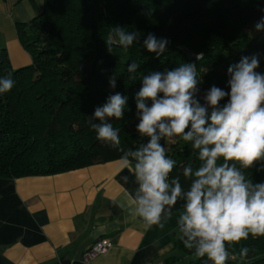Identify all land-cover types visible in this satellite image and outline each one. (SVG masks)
Returning <instances> with one entry per match:
<instances>
[{"label": "trees", "instance_id": "trees-1", "mask_svg": "<svg viewBox=\"0 0 264 264\" xmlns=\"http://www.w3.org/2000/svg\"><path fill=\"white\" fill-rule=\"evenodd\" d=\"M262 16L264 0H43L39 15L17 25L31 64L14 69L0 49V77L11 73L15 81L10 92L0 94V178L54 175L120 159L123 153L102 145L89 123L94 109L116 92L128 103L124 119L111 122L125 150L138 147L146 138L136 131L135 94L143 76L153 71L194 63L203 94L213 85L230 91L227 69L243 56L258 54L256 71L264 73V44L247 31ZM114 26L138 32V41L127 50L113 46L109 52L105 39ZM149 33L169 41L160 56L143 46ZM132 62L139 65L131 74L135 79L127 71ZM113 76L115 88L109 84ZM161 143L176 161L171 175H179L186 188L182 169L198 165L196 152L179 138ZM246 174L254 182L264 181V171L253 168ZM174 244L191 257L187 264H211L186 249L179 237ZM245 246L249 253L241 259ZM229 252L233 258L227 264H264V236L249 235L230 245ZM177 259L170 256L164 263Z\"/></svg>", "mask_w": 264, "mask_h": 264}, {"label": "clouds", "instance_id": "clouds-1", "mask_svg": "<svg viewBox=\"0 0 264 264\" xmlns=\"http://www.w3.org/2000/svg\"><path fill=\"white\" fill-rule=\"evenodd\" d=\"M254 27L264 31V16ZM139 35L120 26L110 28L105 39L108 51L113 46L127 50ZM168 43L149 33L143 46L160 56ZM259 65L258 54L231 64L227 69L230 91L213 85L204 94L205 105L197 98L201 75L194 63L143 76L135 94L136 131L146 141L135 149L121 146L119 129L111 122L124 119L127 96L110 95L89 117L96 139L123 153L122 168H129L135 178L137 187L127 194L129 214L142 220L145 230L153 226L163 230L175 216L184 247L194 250L198 258L207 257L211 264H227L233 258L230 245L249 235L264 236V181L254 182L246 174L253 168L264 171V73L256 71ZM138 68L135 62L128 64L130 78L135 79L131 74ZM14 84L11 73L0 77V94L10 92ZM109 84L116 87L115 76ZM225 97L227 103L221 105ZM176 138L191 145L199 162L195 167L183 166V178L189 181L186 188L179 175H171L176 161L161 143ZM122 179L128 182L127 176ZM178 201L183 204L176 209ZM248 253L245 246L239 256L243 259Z\"/></svg>", "mask_w": 264, "mask_h": 264}, {"label": "crops", "instance_id": "crops-1", "mask_svg": "<svg viewBox=\"0 0 264 264\" xmlns=\"http://www.w3.org/2000/svg\"><path fill=\"white\" fill-rule=\"evenodd\" d=\"M42 10L43 0H0V49L14 69L31 64L17 25ZM136 187L121 159L54 175L0 178V264H143L170 256L178 257L173 264H187L190 256L175 248V216L163 230H145L127 211V194ZM101 238L110 247L84 261L85 250Z\"/></svg>", "mask_w": 264, "mask_h": 264}, {"label": "built area", "instance_id": "built-area-1", "mask_svg": "<svg viewBox=\"0 0 264 264\" xmlns=\"http://www.w3.org/2000/svg\"><path fill=\"white\" fill-rule=\"evenodd\" d=\"M189 56L191 58H194V59H200L201 58V54H192L191 53V54H189ZM201 82H202V78H201ZM197 87H198L197 98L199 99V101L202 105H205V101L203 98L204 94L202 92L201 83L198 84ZM110 245H111V243H110V240L108 238H101V239L96 240L83 253V260L89 261L90 259H92L96 255L104 253L110 247ZM143 264H165V263L163 260H154V261L145 262Z\"/></svg>", "mask_w": 264, "mask_h": 264}, {"label": "rangeland", "instance_id": "rangeland-1", "mask_svg": "<svg viewBox=\"0 0 264 264\" xmlns=\"http://www.w3.org/2000/svg\"><path fill=\"white\" fill-rule=\"evenodd\" d=\"M249 35L257 40L259 44H264V31L257 32L253 25L247 28ZM191 259V257L189 258ZM183 264H186L185 262Z\"/></svg>", "mask_w": 264, "mask_h": 264}]
</instances>
